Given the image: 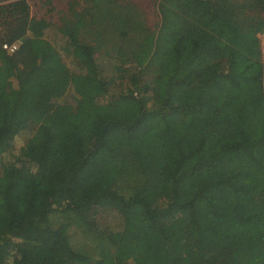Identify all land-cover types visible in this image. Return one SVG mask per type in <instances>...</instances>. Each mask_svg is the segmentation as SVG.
Listing matches in <instances>:
<instances>
[{"label": "trees", "instance_id": "1", "mask_svg": "<svg viewBox=\"0 0 264 264\" xmlns=\"http://www.w3.org/2000/svg\"><path fill=\"white\" fill-rule=\"evenodd\" d=\"M66 1L0 0V264H264V0Z\"/></svg>", "mask_w": 264, "mask_h": 264}, {"label": "rangeland", "instance_id": "2", "mask_svg": "<svg viewBox=\"0 0 264 264\" xmlns=\"http://www.w3.org/2000/svg\"><path fill=\"white\" fill-rule=\"evenodd\" d=\"M29 5H30V10H31V15L36 16L37 18H51L53 19V23H56L58 19L60 18V15L67 10V1L66 0H51V4L48 6H45V8L41 7V1L44 0H27ZM78 1L76 10L79 7L80 1L81 0H76ZM140 3L145 11L146 18H147V23L150 26H153L156 22V13L151 7V3L149 0H140ZM53 9V11L48 12V10ZM118 252L113 251L107 261L109 263L107 264H116V261L118 259Z\"/></svg>", "mask_w": 264, "mask_h": 264}, {"label": "built area", "instance_id": "3", "mask_svg": "<svg viewBox=\"0 0 264 264\" xmlns=\"http://www.w3.org/2000/svg\"><path fill=\"white\" fill-rule=\"evenodd\" d=\"M2 47L8 53H13L15 51V49H16V45H13V44L12 45H6V44H4Z\"/></svg>", "mask_w": 264, "mask_h": 264}]
</instances>
